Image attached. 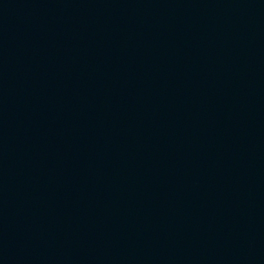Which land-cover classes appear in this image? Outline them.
Returning <instances> with one entry per match:
<instances>
[{"label": "water", "instance_id": "1", "mask_svg": "<svg viewBox=\"0 0 264 264\" xmlns=\"http://www.w3.org/2000/svg\"><path fill=\"white\" fill-rule=\"evenodd\" d=\"M0 264H264V0H0Z\"/></svg>", "mask_w": 264, "mask_h": 264}]
</instances>
